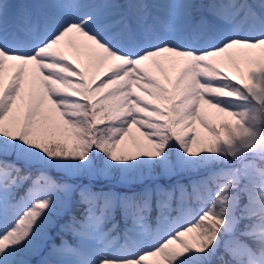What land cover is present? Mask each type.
<instances>
[{
    "label": "snow or ice",
    "instance_id": "obj_1",
    "mask_svg": "<svg viewBox=\"0 0 264 264\" xmlns=\"http://www.w3.org/2000/svg\"><path fill=\"white\" fill-rule=\"evenodd\" d=\"M0 264H264V0H0Z\"/></svg>",
    "mask_w": 264,
    "mask_h": 264
},
{
    "label": "rangeland",
    "instance_id": "obj_2",
    "mask_svg": "<svg viewBox=\"0 0 264 264\" xmlns=\"http://www.w3.org/2000/svg\"><path fill=\"white\" fill-rule=\"evenodd\" d=\"M197 178V177H196ZM244 202L246 203V197H245V200ZM190 203L189 201H187L186 203H184L182 205V208L180 209V215L177 216V215H173L172 212L170 213V219L172 220H175L177 219L178 217H181V215L183 214V218L185 220L187 219H192L194 218L196 212H198L199 208L201 207V203L198 201L197 202V210L195 211L194 214H191L189 212V209H190ZM171 210H172V204H171ZM178 214V213H177ZM128 227H131V224L129 223L128 224ZM148 230L145 231L144 229L142 228H137L136 230V233L133 235V239H138L139 241L141 242H144V243H151L153 242L156 237H157V234H158V228H159V222L154 226V224L152 223L151 219H150V215H149V221H148V226H147ZM124 233L123 229L120 227L119 229V232L114 234L113 235L116 237V241H115V246L116 247H119V246H122L125 244L126 241L122 242V239L120 236H122V234ZM189 235H193V234H189Z\"/></svg>",
    "mask_w": 264,
    "mask_h": 264
},
{
    "label": "trees",
    "instance_id": "obj_3",
    "mask_svg": "<svg viewBox=\"0 0 264 264\" xmlns=\"http://www.w3.org/2000/svg\"><path fill=\"white\" fill-rule=\"evenodd\" d=\"M257 163H260V161L257 160ZM47 174L51 175L53 178L59 179V170H50ZM198 178L199 177H197V179ZM188 200L190 202V205L192 206V211H194L196 209V207H195V203L197 202L196 198L195 197H190ZM244 200H245V198H244ZM173 204L174 205H173V210L172 211H175L178 207H180V206L176 207V205L181 204V201H180V198H179V193L176 194V198L173 201ZM155 215H157V211H153L152 213H150V219L153 222V224H155L157 222V219H156L157 216H155Z\"/></svg>",
    "mask_w": 264,
    "mask_h": 264
}]
</instances>
